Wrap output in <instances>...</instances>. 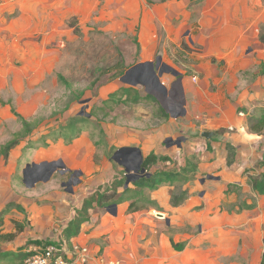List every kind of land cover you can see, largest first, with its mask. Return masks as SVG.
Returning <instances> with one entry per match:
<instances>
[{"label":"rangeland","instance_id":"obj_1","mask_svg":"<svg viewBox=\"0 0 264 264\" xmlns=\"http://www.w3.org/2000/svg\"><path fill=\"white\" fill-rule=\"evenodd\" d=\"M140 1L146 2L147 15L143 9L140 16L132 15L136 0H67L60 33L0 36V150L22 129L13 109L39 122L27 138L0 153L5 230L14 220L29 228L30 211L12 205L25 203L33 189L40 196L62 191L68 214L76 218L86 198L126 174L133 181L173 171L177 181L142 191L148 212L125 216V223L117 207H96L85 235L99 228L93 241L110 248L130 224L124 243L133 249L124 259L129 264H257L264 250V196L251 179L264 181V128L261 133L233 124L208 129L204 115L194 112L199 105L196 82L203 78L195 67L210 61L217 73L226 75L221 58L225 49L216 40L221 33H235L237 24L229 30L223 19L209 13L217 0L208 5L205 0ZM176 3H183V11L171 23L166 14ZM122 9L128 14H119ZM73 22L78 33L70 26ZM172 28H181V33H168ZM140 64L146 70L129 74L131 87L156 97L168 120H160L151 105L120 102L114 111L106 106L112 93L129 87L122 77ZM150 64L166 92L154 84ZM216 89L211 84V91ZM205 132L214 133L210 141L203 138ZM235 139L246 147L241 152L232 144ZM142 147L159 158L155 169L144 174L135 170L137 150L145 159ZM60 162L63 166H57ZM53 167L56 172L42 182ZM25 178L36 182L33 188L26 187ZM127 188L134 189L131 183ZM119 196L121 205L125 196ZM55 218L60 221L61 216ZM103 218L109 221L103 224ZM15 229L13 241L0 242V252L17 250L24 241L29 249L28 236Z\"/></svg>","mask_w":264,"mask_h":264},{"label":"crops","instance_id":"obj_2","mask_svg":"<svg viewBox=\"0 0 264 264\" xmlns=\"http://www.w3.org/2000/svg\"><path fill=\"white\" fill-rule=\"evenodd\" d=\"M136 2L137 9L132 15L137 13L140 16L142 9L144 15H147L150 10L146 8V2L140 0H136ZM210 2L212 0H205L207 5L211 4ZM66 4L67 0H0V36L2 35L3 39H6L4 34L15 36V34L29 33H60L62 29L65 30V26L62 28L59 24L66 21ZM181 6H183V3L172 5L173 10H169L166 14L169 22L173 23L180 17L179 12L183 11ZM214 9V11L212 10L213 12L210 11L209 13L213 17H219V20L223 19L227 23L229 30L232 29L231 25L233 22H236L237 25L234 28L235 33H226V37L225 33H221V36L216 40L220 44L221 49H225V52H221V58L224 60L222 72L224 70L226 75L217 73L215 66L211 65L210 61L208 64L201 63L195 67L197 73L203 75V78H197L200 79V83L196 82L197 92L194 95L199 105L196 106L194 112L204 115V122L208 129H226V127L229 128L233 124L235 127L243 126L249 130L247 124L249 117L253 116L259 119L264 116V70L263 72L258 70L264 64V44L260 41V26L264 24V8L261 11V0H217ZM118 12L122 15L128 14L127 9H122ZM222 16L223 18H221ZM148 18L149 16L145 19L147 20ZM184 22H187V20ZM56 25H59V28H55ZM181 28H172L168 33H181ZM210 40L214 42L215 36L211 35ZM211 84H214L215 88L217 87L215 91H211ZM86 130L87 128H83L82 131ZM204 139L210 141V139ZM236 140L232 144L239 146L241 152L243 146L244 148L246 147L242 145L241 141L237 143ZM246 143L248 144L247 141ZM143 154L146 158L151 154V150L143 151ZM63 158L64 160L66 159L65 157ZM132 188H134L133 185ZM145 190L150 191L148 189ZM31 192L32 195L35 194L34 197L31 195L25 200V203L19 200V205L14 204L17 209L25 207L30 211L28 219L33 222L29 223V228L20 225L21 230H19L15 223L18 221L14 220V222H11L12 226L6 231L4 223L6 216H4L0 233L1 235L13 234L12 230L16 227L17 230H15L19 233L18 235H27L29 238L28 244L31 245L28 247L29 249H25L26 243L24 241L19 244L17 250L1 251L0 264H19L20 258H16L17 255L23 258L24 264L30 248L62 243L67 244L66 252L71 258H76L77 256L75 247H87L89 248L93 264H110L112 262L129 264L124 262V259L130 257L133 249L130 246L125 247L124 243L126 237L131 234L130 224L124 226L123 237H121L120 242L112 239L113 245L110 248L101 247L93 241L99 234V228L95 229L91 234L85 235L89 221L82 224L78 237L67 240L64 230L75 217L71 218L70 214H68L69 212L66 208L67 199H65L62 191L58 190V192H50L41 196L37 189H33ZM123 192L124 189L119 188V195ZM46 196L49 198L48 202L44 201ZM135 200L138 205L145 203L144 200ZM130 203L131 201H124L121 205L116 204L113 206L119 209L122 218H125V223H127V217L125 216L148 212L149 210L146 206L138 212L128 213L127 210ZM92 211L94 209L90 211V215ZM22 215L23 217L25 216L24 213ZM58 215L61 216L60 221H56L55 216ZM113 219L114 221L120 220L119 217H114ZM103 220V224L109 221L107 218H103ZM210 221L213 222L211 217H209ZM59 223L62 225H58ZM58 228H62V230L60 231ZM128 238L132 242L131 237ZM219 240H221V235ZM263 254L264 250L258 258L257 264H260Z\"/></svg>","mask_w":264,"mask_h":264},{"label":"trees","instance_id":"obj_3","mask_svg":"<svg viewBox=\"0 0 264 264\" xmlns=\"http://www.w3.org/2000/svg\"><path fill=\"white\" fill-rule=\"evenodd\" d=\"M203 1L204 0H198L199 3ZM70 26L74 28L75 32H79V27L77 26V24L73 22L70 24ZM260 41L264 44V24L260 26ZM261 67L264 69V64H262ZM61 79L64 80L63 77H61ZM120 102H126L133 105H151L154 110V113L158 115L160 120H168L170 117L165 108L162 106V104L156 97L151 94L142 96L135 87L129 86L119 88L110 95L109 99L106 101V106H108L111 111H114L116 106ZM13 112L17 117H19L22 124V129L20 132H16L13 134V138L7 143V146L5 148H1L0 153L3 154L6 153V148H13L19 140L27 138L39 126L38 121H28L27 119L18 115L14 109ZM247 124L249 131L261 133L264 128V116L259 119L251 116L248 118ZM158 161L159 158H157L153 154H150L144 159L142 168L146 169L147 172H150L155 169V166L158 164ZM177 179L178 176L176 172L156 171L151 177H143L139 180H136L135 182H132L131 184L133 185L134 189H129L126 187L127 175H125V177H123L122 179L116 180L111 187H108L104 191H96L94 194L84 200L81 208L77 210V217L64 230L67 239L69 240L73 237L78 236L82 224L90 220L91 210L95 209L96 207L109 209L115 206L120 201V196L118 193L119 188L124 189V192L122 194L125 197L122 201H131L127 212L134 213L144 209L147 206L145 203L142 205H138L135 200L137 199L146 201L144 192L142 193L143 190H155L158 188V186L162 185L163 183L175 182L177 181ZM251 182L253 188L257 191V193L261 196H264V181L259 178H252ZM234 187L235 186L230 185L229 189H233ZM174 204L178 205L177 203ZM4 216V213L0 214V229L3 226ZM16 226L17 228H19V230H21V226L18 223L16 224ZM14 237V234H0V241H12ZM16 258H20L19 264H23V258H21L20 255H17ZM260 264H264V254L261 257Z\"/></svg>","mask_w":264,"mask_h":264},{"label":"built area","instance_id":"obj_4","mask_svg":"<svg viewBox=\"0 0 264 264\" xmlns=\"http://www.w3.org/2000/svg\"><path fill=\"white\" fill-rule=\"evenodd\" d=\"M67 244H48L31 248L24 264H93L87 247H75L76 258H71L66 252ZM110 264H121L112 262Z\"/></svg>","mask_w":264,"mask_h":264},{"label":"water","instance_id":"obj_5","mask_svg":"<svg viewBox=\"0 0 264 264\" xmlns=\"http://www.w3.org/2000/svg\"><path fill=\"white\" fill-rule=\"evenodd\" d=\"M160 60H161V58L159 59V61H160ZM146 67H147L146 64H140V65H137L136 67H134L133 69H131L129 72H127L126 75H125L124 77H122V81H123L124 83L128 84L129 86H131L132 84H131V81H130V80L132 79V77H131L129 74H130L131 72H134V71L144 72V71L146 70ZM149 68H150V71H151V72L153 71L152 74L154 75V77H153V82H154V84L157 85L159 89L161 88L162 90H164V91L166 92V89L163 88V86L161 85L160 78L155 74V72H154V70H153V65L150 64V65H149ZM162 75H163V71L160 73V76H162ZM133 77H134V76H133ZM148 77H149V76H148ZM213 135H214V133H210V132H205V133H203V137L206 138V139H211V137H212ZM178 144L180 145V141H178ZM134 151H135V150H134ZM137 153H138V154H137V161H138V164L136 165L135 170H136L137 172L141 173V174H144V173L146 172V169L142 168L143 156H142L141 152L138 151V150H137ZM52 166L55 167V166H56V163H53ZM57 166H63L62 162H60L59 164H57ZM57 166H56V167H57ZM54 167H53V169L50 171L48 177L45 178V179H43L42 182H47V181L50 179L51 175H52L53 173L56 172V169H55ZM126 175H127L126 187H128V185H129L130 183H132V182H135L136 179L133 180V181H131L130 176H129L128 174H126ZM137 180H139V179H137ZM24 183H25V185H26L27 188H33L36 182H34V183H28V181H27L26 178H25ZM158 216L163 217L162 214H160V213L158 214Z\"/></svg>","mask_w":264,"mask_h":264}]
</instances>
